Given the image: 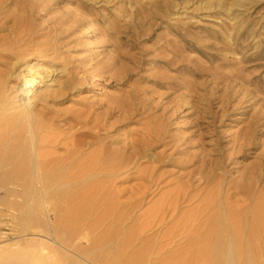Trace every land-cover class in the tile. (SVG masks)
Segmentation results:
<instances>
[{
  "label": "bare ground",
  "instance_id": "obj_1",
  "mask_svg": "<svg viewBox=\"0 0 264 264\" xmlns=\"http://www.w3.org/2000/svg\"><path fill=\"white\" fill-rule=\"evenodd\" d=\"M26 1L0 3V188L25 190L19 221L35 233L27 255L0 246V264H264V152L229 182L225 164L206 155L169 200L158 199L154 142L106 133L110 116L134 114L130 93L113 98L104 115L91 106L60 109L90 79L67 68L57 40L42 42L20 24ZM248 138L240 151L253 145ZM133 179L143 183L124 199L119 184ZM144 217L151 222L141 231ZM168 247L187 257L158 263Z\"/></svg>",
  "mask_w": 264,
  "mask_h": 264
},
{
  "label": "rangeland",
  "instance_id": "obj_2",
  "mask_svg": "<svg viewBox=\"0 0 264 264\" xmlns=\"http://www.w3.org/2000/svg\"><path fill=\"white\" fill-rule=\"evenodd\" d=\"M44 3L35 6L27 0L20 7V24L32 25L42 42L57 40L67 68L90 79L59 108L91 106L104 115L113 98L130 93L131 120L110 116L106 133L110 140L154 142L148 153L162 160L154 174L158 199L169 200L178 179L187 182V173L194 164L200 167L206 155L225 164L229 182L264 152V0ZM14 22L12 16L6 25ZM101 68L109 70L89 75ZM248 137L253 145L240 151ZM142 183L133 179L119 184L123 198ZM13 190L15 194L0 188V246L26 254L35 230H22L16 204L25 190ZM150 222L142 218L138 229ZM175 251L161 250L164 258L158 263L175 255L187 257V252ZM131 255L127 251L124 261Z\"/></svg>",
  "mask_w": 264,
  "mask_h": 264
}]
</instances>
